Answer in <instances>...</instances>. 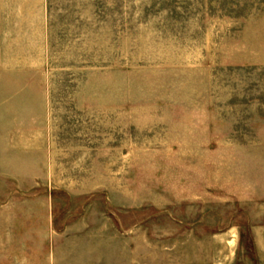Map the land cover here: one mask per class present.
<instances>
[{"label":"rangeland","instance_id":"rangeland-1","mask_svg":"<svg viewBox=\"0 0 264 264\" xmlns=\"http://www.w3.org/2000/svg\"><path fill=\"white\" fill-rule=\"evenodd\" d=\"M0 264H264V0H0Z\"/></svg>","mask_w":264,"mask_h":264}]
</instances>
